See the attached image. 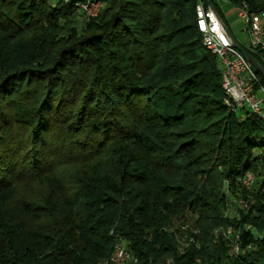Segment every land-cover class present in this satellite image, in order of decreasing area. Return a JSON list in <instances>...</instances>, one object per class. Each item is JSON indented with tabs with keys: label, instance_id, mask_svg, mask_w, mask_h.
<instances>
[{
	"label": "trees",
	"instance_id": "obj_1",
	"mask_svg": "<svg viewBox=\"0 0 264 264\" xmlns=\"http://www.w3.org/2000/svg\"><path fill=\"white\" fill-rule=\"evenodd\" d=\"M86 1L0 0V264H105L118 238L135 264H264V121L224 104L197 0Z\"/></svg>",
	"mask_w": 264,
	"mask_h": 264
},
{
	"label": "built area",
	"instance_id": "obj_2",
	"mask_svg": "<svg viewBox=\"0 0 264 264\" xmlns=\"http://www.w3.org/2000/svg\"><path fill=\"white\" fill-rule=\"evenodd\" d=\"M222 3H228L233 7L237 17L241 19L243 32L247 35V44L242 45L235 38L236 43L246 51L257 54L264 63V8L253 11L246 0H197L195 6L196 26L202 37L203 46L217 59L221 71V86L224 93V104L234 111H248L264 121V78L249 62V60L237 49L228 37L222 14ZM101 6L99 0H87L80 5L87 17V8L92 5ZM229 30V29H228ZM257 61V60H256ZM264 66V65H263ZM243 115V114H242ZM256 174L246 171L237 178V183L246 190H251L256 183ZM228 192L227 186H224ZM237 205L245 209L249 207L248 199L238 198ZM225 216H231L228 209ZM233 216L239 218L238 213ZM245 230L252 229L251 224L244 225ZM192 234L198 230H192L188 225H182L176 233L177 249L184 253L188 245L194 242ZM214 237L227 241L232 256L240 252L241 231L233 225L219 227L214 231ZM136 257L133 255L128 243L122 238L115 242L113 252L105 264H135ZM165 264H172L167 259Z\"/></svg>",
	"mask_w": 264,
	"mask_h": 264
},
{
	"label": "rangeland",
	"instance_id": "obj_3",
	"mask_svg": "<svg viewBox=\"0 0 264 264\" xmlns=\"http://www.w3.org/2000/svg\"><path fill=\"white\" fill-rule=\"evenodd\" d=\"M221 9L224 10L225 15L222 14V18L228 27L229 31L231 32L232 36L242 45L247 44V35L245 32H243V26L241 19L237 17L236 12L233 10V7L228 3H222ZM99 12L97 5H92L91 7L87 8V15L89 17L95 16ZM256 152V150H254ZM57 171H60L61 168L56 169ZM28 188H33V190L36 188L35 185H31V181L24 182L23 183ZM258 185V184H257ZM256 186V185H255ZM27 191H30V189L25 188Z\"/></svg>",
	"mask_w": 264,
	"mask_h": 264
},
{
	"label": "water",
	"instance_id": "obj_4",
	"mask_svg": "<svg viewBox=\"0 0 264 264\" xmlns=\"http://www.w3.org/2000/svg\"><path fill=\"white\" fill-rule=\"evenodd\" d=\"M226 33L228 35V37L230 38L232 44L241 51V53L249 60V62L253 65V67L264 77V66L259 63L258 61H256L252 55L246 51L245 49L241 48L235 41L234 37L232 36L231 32L225 28Z\"/></svg>",
	"mask_w": 264,
	"mask_h": 264
}]
</instances>
